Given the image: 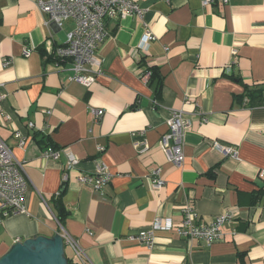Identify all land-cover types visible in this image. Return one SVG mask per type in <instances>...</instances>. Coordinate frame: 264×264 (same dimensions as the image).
Wrapping results in <instances>:
<instances>
[{"label": "crops", "instance_id": "1", "mask_svg": "<svg viewBox=\"0 0 264 264\" xmlns=\"http://www.w3.org/2000/svg\"><path fill=\"white\" fill-rule=\"evenodd\" d=\"M133 2L144 10L142 21L105 20L107 38L95 54L103 74L86 88L69 80L68 61L55 68L47 55L65 44L74 23L50 22L36 0H0V137L23 164L28 212L0 224V260L30 242L55 247L58 199L61 228L83 250L84 264H264V93L255 104L244 97L246 88L264 85V0ZM145 27L155 40L139 50ZM141 61L158 69L159 90ZM90 109L104 112L99 122ZM172 110L190 122L180 168L158 146ZM16 131L27 138L23 149ZM142 141L148 150L138 154L134 143ZM213 142L236 156H221ZM47 146L70 151L79 165L65 173L63 153L42 157ZM96 161L113 174L101 195L77 181ZM155 171L163 180L158 191L150 186ZM185 207L202 224L226 213L233 223L210 246L174 231L156 232L151 247L127 239L157 218L179 224ZM61 244L65 263L81 264Z\"/></svg>", "mask_w": 264, "mask_h": 264}, {"label": "built area", "instance_id": "2", "mask_svg": "<svg viewBox=\"0 0 264 264\" xmlns=\"http://www.w3.org/2000/svg\"><path fill=\"white\" fill-rule=\"evenodd\" d=\"M213 3L214 0H201L202 7L210 6ZM36 6L42 14L48 16L50 22L59 27L63 21L71 20L74 23L73 29L66 35L65 44L49 50L47 55L51 57L55 68H59L61 63L68 61L70 63L69 71L72 73L69 80L86 88L94 84L97 77L103 74L101 61L95 57V54L107 38L105 20L135 16L142 21L144 15V10L140 9L133 0H36ZM154 40L155 37L145 27L138 46L139 50H145ZM31 53L30 48H25L22 51V56L28 58ZM232 54L235 55L236 52L233 51ZM9 65L10 61L8 60L3 62L4 67ZM3 98L0 95V111ZM90 113L95 122H99L104 114L102 110L96 109H90ZM3 119L9 120V117L1 118V120ZM204 121L203 119L202 122ZM29 127L31 128L32 124ZM189 129L190 122L186 119L184 112L172 110L168 119L167 132L160 138L158 146L167 162L175 168L182 166L185 134ZM13 137L18 147L23 149L27 138L19 131L14 132ZM134 147L138 154H143L148 150L145 141L135 142ZM212 148L223 157L236 156L233 148L223 146L218 142H213ZM104 151L103 146H97L98 154H102ZM61 153L66 160L65 173L75 170L80 160L68 150L60 151L47 146L42 150V157L57 159ZM154 176L156 177L150 180V186L153 190L158 191L163 186V180L158 177V171L154 172ZM112 178L113 174L108 168L102 162L96 161L92 173L79 174L77 181L80 185L88 186L94 193L101 195L104 187L111 182ZM258 178L264 183V171L259 173ZM26 192L27 184L23 164L15 159L10 147L0 137V224L10 217L28 214L25 203ZM229 223H233V216L226 213L216 216L208 224H202L198 214L185 207L182 210V221L179 224L174 225L170 219L157 218L148 230L130 235L127 239L151 247L156 232L174 231L181 239L197 240L210 246L221 240L222 228ZM59 227L62 231L61 238L64 244L68 246L76 259L84 264L86 256L77 241L68 235L60 225Z\"/></svg>", "mask_w": 264, "mask_h": 264}, {"label": "water", "instance_id": "3", "mask_svg": "<svg viewBox=\"0 0 264 264\" xmlns=\"http://www.w3.org/2000/svg\"><path fill=\"white\" fill-rule=\"evenodd\" d=\"M55 247L42 250L35 242L24 246L18 245L6 257L0 260V264H66L63 258V246L61 239L54 235ZM29 246L33 247L30 250Z\"/></svg>", "mask_w": 264, "mask_h": 264}, {"label": "trees", "instance_id": "4", "mask_svg": "<svg viewBox=\"0 0 264 264\" xmlns=\"http://www.w3.org/2000/svg\"><path fill=\"white\" fill-rule=\"evenodd\" d=\"M140 63H139L140 67H145L143 70V75L149 74V77L147 80L148 84L150 86H154L155 89L159 90L162 77L160 76L158 69L156 67H148L144 61H141ZM262 93H264V85L263 87L256 88V89L246 88L244 97H246L249 100V102H251V104L252 103L255 104V103H259ZM54 202L56 203L54 207L56 211V216H57L56 220L58 224L62 226L61 224H62V219L64 217V211H63L64 209L60 201H58V199H56Z\"/></svg>", "mask_w": 264, "mask_h": 264}]
</instances>
